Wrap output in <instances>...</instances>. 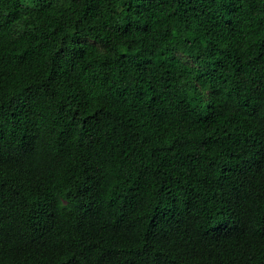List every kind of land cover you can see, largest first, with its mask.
I'll return each mask as SVG.
<instances>
[{
	"label": "trees",
	"instance_id": "16d2710c",
	"mask_svg": "<svg viewBox=\"0 0 264 264\" xmlns=\"http://www.w3.org/2000/svg\"><path fill=\"white\" fill-rule=\"evenodd\" d=\"M0 264H264V0H0Z\"/></svg>",
	"mask_w": 264,
	"mask_h": 264
},
{
	"label": "rangeland",
	"instance_id": "374dc122",
	"mask_svg": "<svg viewBox=\"0 0 264 264\" xmlns=\"http://www.w3.org/2000/svg\"><path fill=\"white\" fill-rule=\"evenodd\" d=\"M25 3H26V4H28L29 2H28V1H26Z\"/></svg>",
	"mask_w": 264,
	"mask_h": 264
}]
</instances>
